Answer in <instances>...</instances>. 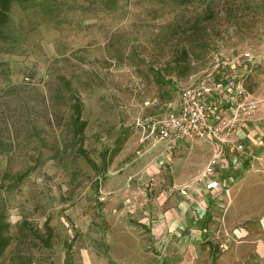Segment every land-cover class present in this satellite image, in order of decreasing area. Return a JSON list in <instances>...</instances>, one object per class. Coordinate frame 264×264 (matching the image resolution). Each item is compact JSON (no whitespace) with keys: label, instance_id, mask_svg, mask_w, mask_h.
Listing matches in <instances>:
<instances>
[{"label":"rangeland","instance_id":"rangeland-1","mask_svg":"<svg viewBox=\"0 0 264 264\" xmlns=\"http://www.w3.org/2000/svg\"><path fill=\"white\" fill-rule=\"evenodd\" d=\"M5 33L0 223L9 244L0 264H117L148 251L155 260L143 218L168 219L167 236L180 228L174 215L184 204L175 194L209 153L201 145L207 156L190 169V150L153 145L147 136L215 61L251 71L245 87L264 121V0H117L113 8L102 0H36L13 6ZM75 101L85 123L82 155L71 126ZM263 132L260 124L244 138L254 156ZM115 149L101 175L102 153ZM225 180L218 195H201L207 207L184 226L205 245L195 251L197 264H212L224 251L217 247L225 231L251 229L249 237L264 243V160L237 161ZM46 224L49 247L39 239ZM167 240L160 250L174 264L180 257L174 237Z\"/></svg>","mask_w":264,"mask_h":264},{"label":"built area","instance_id":"built-area-1","mask_svg":"<svg viewBox=\"0 0 264 264\" xmlns=\"http://www.w3.org/2000/svg\"><path fill=\"white\" fill-rule=\"evenodd\" d=\"M237 67L215 61L194 83L179 92L174 113L159 121L157 127H150L147 139L153 144L186 140L208 143L213 148L196 181L178 190L180 196H187L194 186L206 191L221 189L217 166L227 151L247 161L264 160V152L254 156L239 139V130L256 113L258 101L246 90L244 78L237 75Z\"/></svg>","mask_w":264,"mask_h":264},{"label":"crops","instance_id":"crops-1","mask_svg":"<svg viewBox=\"0 0 264 264\" xmlns=\"http://www.w3.org/2000/svg\"><path fill=\"white\" fill-rule=\"evenodd\" d=\"M236 72L239 77L244 78V83L246 81L247 75L251 73L250 70L242 66L237 67ZM262 118L263 117H261L260 113L258 112L255 113L253 117L245 123L244 127L239 130V139L241 140L243 144L245 142L244 138H246L248 133L251 134L252 130L258 127V125L264 124V121ZM262 135H263V140L259 143V148L257 150V152L259 153L257 154L264 152V134ZM164 143L167 145H171L170 147H177V149L179 148V150L181 149L190 150L191 154L194 155V159H195V162L193 163V165L189 167L190 169H195V167L201 164L202 160L204 162V158H206L207 156V154H205L204 157L200 156V153L198 150H199V147H201V145H204L208 149L207 151L209 153L208 158L206 159L203 167L207 164V162L209 161L213 153V148L211 147L210 144L204 143V142H198V141L188 142L186 140H175V141L164 140V141L157 142L153 145H157V144L160 145ZM245 144L244 146L246 147L247 151H249L250 153H253L252 151L254 148L251 145H249V143L247 144L245 142ZM203 150L207 153L206 149H203ZM237 161L247 162L246 158L241 157L237 154H234L232 151H227L224 153L222 160L217 166V170H218L217 177L221 181V189L219 190L206 191L203 189V187L198 186L196 188L194 186V190H190L187 196H180L178 194V190L184 188L187 185H191L196 181L203 167L197 175L192 177L189 181H185L184 184L178 187L177 193L175 194V196L180 201L183 200L184 205L180 207V209H176L177 211H176V214L174 215V219L177 220V223L180 226V228L175 229L174 231H172V233H169L168 236L166 235L168 232L166 229V224H167L168 219L163 218L162 220H157L155 222L152 221L151 223L150 222L146 223L148 218L147 219L143 218V221H142L144 222L143 224L145 226H150L149 227L150 228L149 238L151 240L150 248H154L159 251V253L155 256L156 257L155 260L149 257L152 254V252L148 251L147 253H145V255L139 254L140 258H137V257L132 258V256H129V255L127 256L125 255V257L121 256L123 258L117 259L118 261L117 264H168L169 259L167 260L165 259V257H163L164 252L162 253L160 249H162L164 244L168 241L167 237H171V236L174 237V240L171 241L172 244L170 245L171 246L173 245L174 248L177 249L178 257H180L177 260H173L174 264H197L198 260L197 261L194 260L197 257V254H195V251H197V249L199 248L205 249V245H201V244H198V242H196V237L198 238L199 235L197 234L195 230L191 231L190 229L184 228V226L190 225L192 223V219H198L197 216H199L200 213L197 210H199L200 208L204 209L207 207L206 199H204V197H201L202 194L204 196L208 195L209 197L216 196L223 189L227 188L225 185L226 183L225 178L229 170L232 169V167H234ZM248 162L252 163L253 161H248ZM184 164L185 166H187L189 163H184ZM189 168H186V170L188 171ZM185 205H187V207H185ZM193 205H197V206H195L192 211L191 206ZM196 212H197V215H196ZM225 232H226L225 234L227 236V239L225 237L223 240L219 241L220 244L217 247L218 249L224 248V251L221 250L220 251L221 254H218V255L216 254L215 258L212 257L213 258L212 264H263V260H264V245L263 244L264 243L261 242V240H259L258 237L255 238L256 236H254V238L249 237L250 235L249 232H251V229L246 230L244 228H237V229H234L232 233L228 231H225ZM165 235L166 237L163 239L162 237ZM205 235H207V240L211 242V246H212L211 250L214 251L216 247L213 244H216V241L214 242L215 240L214 235H216V233L214 232V230L212 231V229L209 228L207 233H205ZM142 243L143 242L139 241L136 244H134L136 245L137 250L139 248H140L139 250H142L141 248L143 247ZM208 250L210 252L209 246H208Z\"/></svg>","mask_w":264,"mask_h":264},{"label":"trees","instance_id":"trees-1","mask_svg":"<svg viewBox=\"0 0 264 264\" xmlns=\"http://www.w3.org/2000/svg\"><path fill=\"white\" fill-rule=\"evenodd\" d=\"M36 0H0V39L6 38L5 29L8 27L10 23V14L13 6H24V5H31ZM192 0H181L182 3H190ZM117 0H102V4L104 6H110L113 8L116 5ZM163 78V77H162ZM161 78V79H162ZM162 83L167 84L170 81H164L161 80ZM71 126L73 129V135L77 140L79 141L78 146V152L82 155L85 154V152L81 149V142L83 139V131L85 128V123L81 121L80 113L81 108L78 103V101H75L71 104ZM117 149L114 151H105L101 155V175H104V173L107 170L109 162L112 160L113 155L116 153ZM85 160L87 163L94 169L97 170L96 165L86 156ZM6 225L0 223V255L3 253V251L6 249V247L9 244V239L5 237L2 233V230L5 229ZM52 237H53V231L48 225H45V230L42 237H39L42 244L46 247H49L50 244H52ZM69 247V245H67Z\"/></svg>","mask_w":264,"mask_h":264}]
</instances>
